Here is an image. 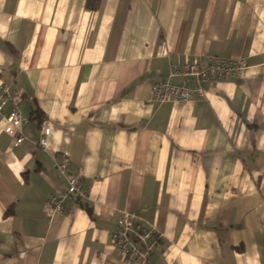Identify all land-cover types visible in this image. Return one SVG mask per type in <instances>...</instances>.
Wrapping results in <instances>:
<instances>
[{"label": "crops", "instance_id": "1", "mask_svg": "<svg viewBox=\"0 0 264 264\" xmlns=\"http://www.w3.org/2000/svg\"><path fill=\"white\" fill-rule=\"evenodd\" d=\"M86 2L0 0V87L26 120L15 146L0 114V264H126L124 211L161 234L148 264H264V0ZM194 58L248 68L157 102ZM76 176L88 199L47 219Z\"/></svg>", "mask_w": 264, "mask_h": 264}, {"label": "built area", "instance_id": "2", "mask_svg": "<svg viewBox=\"0 0 264 264\" xmlns=\"http://www.w3.org/2000/svg\"><path fill=\"white\" fill-rule=\"evenodd\" d=\"M248 65L242 59L216 58L210 59L208 66L199 58L185 63L183 67L172 65L170 78L184 79L182 84L177 86L170 83L155 84L152 92L155 100L164 103L169 100L187 102L191 99L193 90L190 88V81L198 85L197 92L202 95L201 84L213 80H231L241 78L247 70ZM15 93L6 85L0 87V114L5 121V132L13 136L15 146H20L26 141L23 132V123L26 122L22 116ZM9 107V108H8ZM39 147H48V126H41V138ZM70 161V154L65 153L59 164V169L64 173ZM69 196H76L80 200H87V190L79 177H72L68 180V191L63 196L49 198L44 205V213L47 219L51 220L62 214L64 202ZM161 238L157 229L147 224L136 215L124 211L119 220V228L113 235V242L119 248V254L126 264H148L149 257L156 250Z\"/></svg>", "mask_w": 264, "mask_h": 264}, {"label": "trees", "instance_id": "3", "mask_svg": "<svg viewBox=\"0 0 264 264\" xmlns=\"http://www.w3.org/2000/svg\"><path fill=\"white\" fill-rule=\"evenodd\" d=\"M102 0H87L86 9L92 12H98L101 9Z\"/></svg>", "mask_w": 264, "mask_h": 264}]
</instances>
